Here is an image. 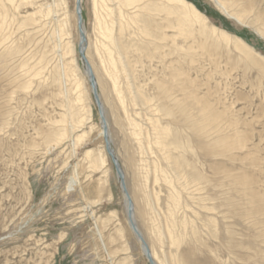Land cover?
Masks as SVG:
<instances>
[{
    "label": "rangeland",
    "instance_id": "rangeland-1",
    "mask_svg": "<svg viewBox=\"0 0 264 264\" xmlns=\"http://www.w3.org/2000/svg\"><path fill=\"white\" fill-rule=\"evenodd\" d=\"M239 1L247 8L242 23L212 0H186L207 18L208 28L193 21L182 37L170 15L173 27L165 29L164 41L142 34L141 21L119 34V0L81 1L88 59L98 65L95 45L102 40L99 27L109 21L110 8L113 34L126 48L137 94L153 98L152 107L140 103L131 110L139 115L129 113L142 128L140 154L129 119L120 114L123 136L105 93L98 90L136 225L154 244L157 264H175L174 248L155 242L148 231L151 223L171 227L185 239L178 250L185 264H264V39L254 31L264 30V0ZM139 6L120 12L145 14L141 7L134 10ZM76 16L75 0H0V264H148L128 226L124 195L100 135L78 52ZM161 16L154 13L157 23ZM212 26L242 42L247 52L233 39L226 43ZM64 68L65 81L58 79ZM119 75L129 102L131 93ZM160 85L169 87L171 100L162 98ZM78 94L89 120L72 134L89 132L72 144L62 136L64 115L67 101ZM154 105L166 106L169 115L162 117ZM173 138H179L191 162L184 174H200L201 180L198 191L190 186L177 203L170 195L184 179L171 167L179 155L170 144ZM156 141L166 143L162 147L169 159L161 156ZM129 155L135 158L131 169L125 162ZM73 178L76 183L69 189Z\"/></svg>",
    "mask_w": 264,
    "mask_h": 264
},
{
    "label": "bare ground",
    "instance_id": "bare-ground-1",
    "mask_svg": "<svg viewBox=\"0 0 264 264\" xmlns=\"http://www.w3.org/2000/svg\"><path fill=\"white\" fill-rule=\"evenodd\" d=\"M8 1H10L11 3H15L17 0H8ZM81 1H80V11H82L81 10ZM212 1L222 13H224L228 17L232 18L237 23H242L244 14L247 13V8L240 1H239V3L237 2V0H212ZM174 3H175V7H173ZM137 4H140V6L134 10L137 11L138 8L141 7L144 10L145 14H147V15L137 13V14H131V15L125 16L123 11L120 12L121 7H127V8L128 7H136ZM232 5L239 7V9L238 10L232 9L231 8ZM118 6H119V16L121 18L119 23H118L119 34L122 33L123 31H125V29L127 27H129V25L131 23L134 24V23H138L139 21H141V26L138 27V29L140 30V32L142 34H145L147 37H149L151 39H157V40H161V41L163 40L164 41L165 36H166V33H165L166 30L165 29H168L169 27H171V28L173 27L169 21L170 15H174L175 21H176V27L175 28L178 29L177 30L178 34L181 35L182 37L184 35V34H182V31L184 29H186L187 27H190L193 24V21L199 22L202 25L203 30H204V28H206V29L208 28V27H206L207 18H205V16H198V11L196 10V8L193 5L186 2V0H119ZM75 11H76V8H75ZM109 11H110L109 18H108L109 21L107 23H106V21H104L102 24H100V27H99V29H100L99 34L101 35L102 40L101 41L99 40L98 46L95 45V55L98 58V65L93 64L91 59L90 58L88 59V57H87V55H88V53H87L88 41H87L84 26H83L84 39H83V42H81V44H80V36L78 38L79 39L78 40L79 41L78 42V52H79V45H81V48L83 49L84 58L89 65V68H90L92 75L94 76V83H95V88L97 90V93L101 87L103 93H105V95H104L105 101H106V103H108L110 105L109 107H111V109H112L110 111H112L111 113L113 116V120H114L115 124L117 125V129L119 130V133H121L123 136L125 134L123 119L120 115V114H122L123 117H127V119H129V127L131 129L130 135L133 139L136 140L137 146L141 152L140 154H144L142 128L140 125H138V123H136V121L133 118L130 119L129 113H137V112H132L131 110H132V107H134V106L136 107L140 103L146 104V105H148V107H152V104L150 102L153 98L152 97H142V99L139 98V96L137 94L138 90H136V88L134 87V84L132 82L129 64H128V61L126 59V55H125V49L126 48L124 47V45H122L120 43V38L113 34V33H115V29H114L115 28V22L111 16L112 11L110 8H109ZM154 13L162 14V16L160 18V23H157L155 21ZM195 18H197V19H195ZM76 22H77V16H76ZM150 24L152 26L149 28ZM211 29L213 32L217 31V36L223 38L226 43L231 42L230 40L233 39V43L235 44L236 47L244 50V52H247L243 48L242 42H240L239 40H236L233 37H230L228 35V33H226L225 31L216 29V27H213V26L211 27ZM152 30H153V32H152ZM254 31L259 37L264 39V30L261 29V26L260 27H254ZM60 32H61V30L59 28L58 33H60ZM60 38H61V35L59 34V42L62 41V38L61 39ZM201 47H204V46H201ZM62 50H63V48H60V52H58V57H59L60 62L63 61V57H64V53L62 52ZM79 55H80V53H79ZM80 59H81L83 66H84V72L88 78L87 69L85 68L84 61H83L81 55H80ZM118 64L120 65V68H119ZM62 70H63V72H60L61 70L59 71L58 79H61L60 77H63V80L65 81V79H67V77H68L67 70L65 68ZM100 72L107 79L106 82H101V80H100L101 76H99V75H101ZM96 73H99L98 78H97ZM62 74H63V76H61ZM119 74H122L123 78L125 79L126 88L131 93V101H129V102L126 101L125 91L123 90V83L121 82L122 80L120 79ZM174 77H175L176 83L178 82V80L180 81V79L177 76H174ZM174 77L171 80H174ZM67 84L68 83H66V85ZM71 85H72V83H71ZM157 86L159 87V85H157ZM177 86L179 87L178 88L179 92H182V86H179V85H177ZM72 88H74V87H72ZM78 88H79V85H76L75 89H78ZM160 88L162 89V93L164 95V97H162V95H161V97L163 99L166 98L168 100H171L172 96H171V92L169 91L170 89H168L169 87L167 88L166 86L164 87L163 85H160ZM105 90H106V92H105ZM98 96H99V93H98ZM141 96H144V95H141ZM178 99H180V98H178ZM99 100H100V97H99ZM180 100H178V104L180 105V109H181L183 104L180 102ZM105 101H104V103H105ZM100 103H101L102 114L104 116V122L107 126V122H106L107 120L105 118L104 106H103L101 100H100ZM84 107L85 106L82 103V98L80 97V94L76 95L74 100L67 101V106H66L65 115H64V119H65L66 123H65V127H64V131H63L62 136L65 138H68L72 144L77 143L79 140H81L89 132L88 130H82L80 133H78L75 136H73V134H72L75 129L79 130L81 127H84V125L86 123H88L89 118H88L86 109ZM165 107L166 106L157 107L156 105H154L153 110H156L157 112H159L162 117H167L169 115V110H167V108L165 109ZM207 110H208V108H207ZM137 114L139 115V113H137ZM98 115H99V113H98ZM99 119H100V117H99ZM155 120L159 121V117L155 118ZM100 124H101L100 135L102 136V121H101V119H100ZM154 129L159 130L160 126L154 125ZM164 129L166 130L167 127L164 126ZM107 135H108V140H109L108 127H107ZM109 142H110V140H109ZM156 143L160 144V141H156ZM170 144H172L173 148L176 149L179 153L176 160L174 162L171 161L173 163V165L171 167L176 172H178V175H182V177L184 179L183 184L181 185L180 189L175 190V193H172L170 195V199L174 203H177L178 201L179 202L181 201V194H182L183 190H185L187 193L190 186L191 187L194 186L193 189L198 191V189H199L198 185L200 184L201 180L199 182V178H200L199 175L200 174L198 175V174L194 173V174L188 175L187 174L188 172H185V174H186V176H185V174L183 172V168L185 169V166L186 167L189 166V163H191V162L188 163L186 161V159L184 157L185 150L183 149V146H182L179 138L178 139L173 138ZM160 145H161V148H160L161 149V156H162V154H165L164 158L169 159V155H168L169 152H168L167 147H162L163 145H166V143L160 144ZM52 148H53V146H52ZM127 157L129 159L126 160L125 162H126V165L128 166V168L131 169L132 167H134L135 158L133 156H130V155ZM119 167H120V164H119ZM120 169H121V167H120ZM134 169H136V168H134ZM137 169H138V166H137ZM121 172H122V169H121ZM138 174L139 173H137V175ZM122 175H123V172H122ZM123 177H124V175H123ZM155 181H156V179H155ZM167 182L170 183V181H167ZM75 183H76V181L73 178L68 183L69 189H71ZM190 184H192V185H190ZM170 185H171V187H174L173 184L170 183ZM123 195H124V193H123ZM187 196H190V195L187 194ZM130 199H131V197H130ZM124 207H125V212H126L127 201H126L125 195H124ZM131 207H132L131 208L132 218H133V221L136 225V222L134 219V203L132 202V199H131ZM203 207H205V206H203ZM211 210H214V209H211ZM170 214L172 215L173 213H170ZM210 220H212V219H210ZM136 227L138 228L137 225H136ZM138 230H139V228H138ZM148 231H149V234L152 236V238L155 240V242L158 243V245L160 247L164 248V245L166 243L170 247L174 248V252L170 253V256L173 257V261L175 264H185L184 260H183V256L178 254L179 247L183 244V242H185V239L182 236L179 238L176 237L173 233V228H171V227H167L166 229H162L159 226L154 225L152 223H151V225H148ZM196 233L197 232L195 231V228L192 229V235L191 236H193V238H196L198 236ZM141 234L143 235L142 232H141ZM143 237H144V235H143ZM144 239L148 245L152 259L154 260L155 264H157V262L160 260L157 257L154 244L148 243L145 237H144ZM139 245H140V243H139ZM161 264H163V263H161Z\"/></svg>",
    "mask_w": 264,
    "mask_h": 264
},
{
    "label": "water",
    "instance_id": "water-1",
    "mask_svg": "<svg viewBox=\"0 0 264 264\" xmlns=\"http://www.w3.org/2000/svg\"><path fill=\"white\" fill-rule=\"evenodd\" d=\"M80 1L81 0L75 1V8H76V15H77V30H78V34L80 36V44H81V42H83V39H84V33H83L82 15H81V11H80ZM79 53H80V55L84 61L85 68L87 69L88 79H89L88 81H89V84L91 87V92H92L96 107L98 109L99 117L102 121V138L104 141V148H105L107 155L110 157L112 165L114 166V169L116 171V175L120 181V187H121L122 192L124 193L126 201H127L126 217H127L128 226L131 229V231L134 234L137 241L140 243V248L142 250V253L146 257L148 264H155L154 260L151 257L148 245H147L143 235L138 230V228L136 227V225L133 221L132 211H131L132 207H131L130 195H129L128 190L126 188L124 177H123L121 169L119 167L118 160H117V158H116V156H115V154H114V152L110 146V142L108 140L107 126L104 122V116L102 114L101 103L99 100L97 90L95 88L94 76L92 75L90 68H89V65L84 58L83 49L81 48V45H79Z\"/></svg>",
    "mask_w": 264,
    "mask_h": 264
}]
</instances>
